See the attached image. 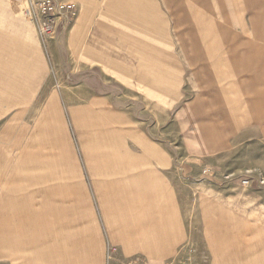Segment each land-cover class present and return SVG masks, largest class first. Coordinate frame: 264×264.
<instances>
[{
	"label": "rangeland",
	"instance_id": "obj_1",
	"mask_svg": "<svg viewBox=\"0 0 264 264\" xmlns=\"http://www.w3.org/2000/svg\"><path fill=\"white\" fill-rule=\"evenodd\" d=\"M168 1L175 17L180 0ZM178 6L186 35L194 34L193 40L185 39V53L210 60L199 64H209L211 71L212 65L217 67L206 76L211 85L193 86L198 78L193 77V63H186V94L180 107L193 106L184 115L177 109L159 111L155 125L154 111L134 112L142 120L138 127L172 156L169 171L180 210L170 206L168 216L185 219L189 238L178 255L174 248L163 256L139 251L127 261L264 264V127L259 133L252 126L243 131L232 167L224 162L225 149L206 150L207 142L202 141L195 153L187 147L188 134L197 129L206 134V118L225 116L230 97L233 106L240 102L238 87L230 85V65L242 64L235 60L247 54L264 57V0H182ZM23 9L14 0H0V264H108V247H117L119 253L122 248L114 238L115 226L128 230L140 216L164 212L157 205L163 200L161 184H154L155 174L144 171L147 163L138 157L128 126L111 124L102 111L81 109L79 100L73 108L68 105L69 95L63 96L57 71ZM18 19L26 24L21 39ZM54 90L52 112L45 108L49 117L40 120ZM250 90L243 96L245 108L264 115V92ZM64 157L77 165L81 206L72 205L71 192L64 188ZM189 159L199 173L179 171ZM205 169L211 172L204 174ZM244 179L250 185L245 186ZM226 198L242 203L227 205Z\"/></svg>",
	"mask_w": 264,
	"mask_h": 264
},
{
	"label": "crops",
	"instance_id": "obj_2",
	"mask_svg": "<svg viewBox=\"0 0 264 264\" xmlns=\"http://www.w3.org/2000/svg\"><path fill=\"white\" fill-rule=\"evenodd\" d=\"M68 1L76 3V15L70 21L58 24L52 37L46 42L40 36L37 24L33 22L42 45L38 41L36 44L43 46L42 52H45L44 55L57 71L58 85H62L65 90H61L63 96L66 93L69 95L65 100L67 98L70 107L79 100L81 109L102 111L111 124L129 127L131 140L139 147L137 155L145 158L147 163L144 171L155 174L154 184L159 180L163 191V200L157 205L158 208L163 207L167 215H162L164 212L161 211L158 212L160 215L150 213L149 219L140 216L134 225L131 222L128 230L123 226L113 228L114 238L118 237L115 239L122 245L118 256L127 260L135 257L129 254L139 251L152 256H163L173 248V253L177 251L178 255L185 249L189 230L182 216L178 220L168 216L170 206L176 212L180 210V202L177 195L175 197L176 189L171 181L174 177L170 176L169 171L173 166V159L166 148L138 127L142 120L134 111L139 109L145 115L154 111L153 117H157L159 111L165 114L177 109L180 110L178 115H184L185 110L193 106L188 104L180 107L186 94V63H193L190 66L193 77L198 78L193 83L196 87L207 83L211 85V80L206 76L215 72L217 67L212 65L214 69L211 71L209 64H199L201 61L210 60H201L198 54L185 53V39L189 37L193 40L194 34L186 35L182 6H178L182 0L178 1L176 18L168 0ZM25 28L26 24L18 19V39H21V31L24 32ZM235 61L242 64H232L228 71L233 77L230 85L238 87L236 92L240 94V102L233 106V96L230 97L227 101L230 103L224 109L225 116L205 119V135H201L198 129H194V134L187 135V147L191 153L199 151V142H207L203 147L206 150L218 153L225 149L227 154L224 162L230 167L238 160L235 151L238 148L237 143L244 140L241 138L243 131L252 126L259 133L264 127V115L249 112L243 104L247 99L243 96L252 91L250 88H261L264 92V57L260 54H247ZM202 77L206 79L201 83ZM78 93L79 99L76 97ZM55 94V90L49 93L40 113V120L49 117L45 108L48 113L52 112L56 103ZM193 120L194 124H199V119ZM157 123L159 121L156 122L155 118V125ZM184 124V118L180 119V125ZM189 160L184 161L186 166L179 171L184 172L186 168L194 171V174L199 173V169H195V162ZM61 162L64 163L62 172L68 181L64 188L71 192V203H80L82 192L76 174L77 165L67 157ZM135 167L137 168L136 165ZM151 182L153 183V179ZM153 187L158 188L157 185ZM233 200L226 198L225 204H229L227 201L230 204L242 203L241 200ZM212 240L213 238L211 243ZM140 248L143 249L139 250Z\"/></svg>",
	"mask_w": 264,
	"mask_h": 264
},
{
	"label": "built area",
	"instance_id": "obj_3",
	"mask_svg": "<svg viewBox=\"0 0 264 264\" xmlns=\"http://www.w3.org/2000/svg\"><path fill=\"white\" fill-rule=\"evenodd\" d=\"M17 4L23 5L24 14L29 21L37 24L38 31L43 41L46 42L60 23L70 21L76 15L77 6L73 1L68 0H14ZM211 172L205 169L204 174ZM245 186L250 185L249 179H244ZM108 264H132L118 256V249L109 246L107 249Z\"/></svg>",
	"mask_w": 264,
	"mask_h": 264
},
{
	"label": "bare ground",
	"instance_id": "obj_4",
	"mask_svg": "<svg viewBox=\"0 0 264 264\" xmlns=\"http://www.w3.org/2000/svg\"><path fill=\"white\" fill-rule=\"evenodd\" d=\"M62 159H63V157H62ZM62 159H61V160H62ZM25 204H27V203H24V205H25ZM72 204H77L78 206H79V205L81 206V203H79V202H77V203H72Z\"/></svg>",
	"mask_w": 264,
	"mask_h": 264
}]
</instances>
